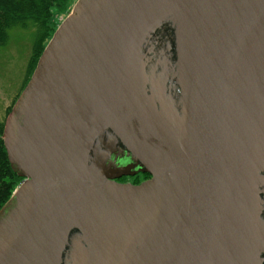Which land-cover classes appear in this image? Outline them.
<instances>
[{
  "label": "water",
  "instance_id": "obj_1",
  "mask_svg": "<svg viewBox=\"0 0 264 264\" xmlns=\"http://www.w3.org/2000/svg\"><path fill=\"white\" fill-rule=\"evenodd\" d=\"M2 141L0 264H264V0H77Z\"/></svg>",
  "mask_w": 264,
  "mask_h": 264
},
{
  "label": "trees",
  "instance_id": "obj_2",
  "mask_svg": "<svg viewBox=\"0 0 264 264\" xmlns=\"http://www.w3.org/2000/svg\"><path fill=\"white\" fill-rule=\"evenodd\" d=\"M67 7L68 0H0V45L7 42V32L12 27H26L28 23H32L36 29L23 88L29 81L44 47L57 28L53 23V11L63 14L67 11ZM11 108L12 106L7 109L6 114ZM3 124L4 122L0 123V209L22 181L8 162L2 141Z\"/></svg>",
  "mask_w": 264,
  "mask_h": 264
},
{
  "label": "rangeland",
  "instance_id": "obj_3",
  "mask_svg": "<svg viewBox=\"0 0 264 264\" xmlns=\"http://www.w3.org/2000/svg\"><path fill=\"white\" fill-rule=\"evenodd\" d=\"M77 0H68L67 11L63 14L54 12L53 23L58 25L65 19ZM35 27L28 23L26 27H12L8 30V39L0 45V123L5 121L7 109L21 93L26 81V71L35 35ZM123 183L144 182L142 175L122 177Z\"/></svg>",
  "mask_w": 264,
  "mask_h": 264
},
{
  "label": "flooded vegetation",
  "instance_id": "obj_4",
  "mask_svg": "<svg viewBox=\"0 0 264 264\" xmlns=\"http://www.w3.org/2000/svg\"><path fill=\"white\" fill-rule=\"evenodd\" d=\"M122 160L125 161V162H127V158L126 157H123ZM139 175H142L145 178V180H143V181H146V180H148L150 178L149 176H146L145 174H141V173L136 174V175H134L132 177H137ZM121 179H122V177L119 178V179H115V181L118 182V183H121V184L139 185V184H136V183H127V182L126 183H123Z\"/></svg>",
  "mask_w": 264,
  "mask_h": 264
}]
</instances>
